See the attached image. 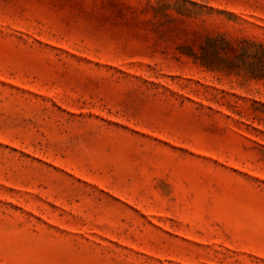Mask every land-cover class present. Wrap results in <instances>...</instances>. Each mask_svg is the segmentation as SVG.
<instances>
[{"label": "rangeland", "instance_id": "obj_1", "mask_svg": "<svg viewBox=\"0 0 264 264\" xmlns=\"http://www.w3.org/2000/svg\"><path fill=\"white\" fill-rule=\"evenodd\" d=\"M0 264H264V0H0Z\"/></svg>", "mask_w": 264, "mask_h": 264}]
</instances>
